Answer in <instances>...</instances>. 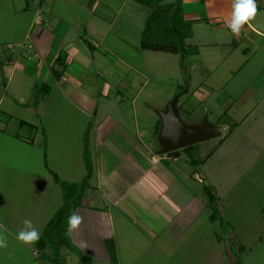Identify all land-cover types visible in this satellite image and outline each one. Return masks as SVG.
I'll return each mask as SVG.
<instances>
[{"label": "crops", "instance_id": "0c3cea01", "mask_svg": "<svg viewBox=\"0 0 264 264\" xmlns=\"http://www.w3.org/2000/svg\"><path fill=\"white\" fill-rule=\"evenodd\" d=\"M231 1L183 0V12L185 5L206 3L216 12L212 14L215 25L226 27ZM108 2L0 0V235L7 238V247L0 248V264L43 260L34 245L19 241L17 234L28 220L41 235L63 206V190L50 171L72 184L85 179V142L88 149L94 143L95 153L91 156L89 152L94 173L75 211L81 223L69 232L80 253L63 247L66 264H83L82 256L91 264H112L109 240L115 244L118 264H234L237 260L264 264V93L255 100L254 92L264 89V84L257 86L253 81L247 86L248 106L253 107L242 124L251 121V128L244 161L232 163L242 168L240 172L220 179L217 171L209 173L205 168L224 221L221 225L208 204L204 190L208 185L192 171L191 164L184 163L182 156L156 155L161 145L145 140L150 129L140 123L153 117L149 107L140 112L137 98L131 100L135 133L114 114L97 109L93 115L91 92L84 88V76L90 71L89 49L94 60H101L94 56L95 50L114 54L107 37L111 33L118 36L115 27L120 25L123 7L134 1L121 0L118 13L109 20L103 12L97 15L100 7L108 8ZM256 4L264 13V0ZM184 17L193 22L190 39H195L203 24L201 16L188 19L184 13ZM257 20L252 18L239 34L232 33L233 40L240 42L234 52L244 46L245 59L238 56L239 65L249 72L254 70L249 68L252 55H264V43L258 42L264 40V32ZM83 30L93 36V42L87 40L90 47ZM201 44L212 46L200 41L195 45L199 51ZM29 45L33 46L30 53ZM61 54L67 56L65 67L57 65ZM114 70L106 72L116 76ZM257 72L264 74V68ZM103 91L111 98L115 88L106 83ZM19 106H24L22 116ZM63 106L69 110L67 124L50 123L51 116L61 115ZM22 121L27 125L22 127ZM151 124L154 137L157 121Z\"/></svg>", "mask_w": 264, "mask_h": 264}, {"label": "rangeland", "instance_id": "374dc122", "mask_svg": "<svg viewBox=\"0 0 264 264\" xmlns=\"http://www.w3.org/2000/svg\"><path fill=\"white\" fill-rule=\"evenodd\" d=\"M120 1L109 0L106 4L108 8L100 7L97 10V15H101L103 12L108 20L112 19L118 13ZM173 1L167 0L168 3ZM212 1L209 0V3ZM231 2L233 3V1ZM209 10L207 4H202V2L185 5L186 17L189 19L193 18V15L194 17L200 15L202 19L200 23H203L197 28L195 39L187 40V45H200V41H202V43L212 46L203 47L201 44L200 51L198 50L200 55L184 57L181 54L144 50L142 48L143 33L151 10L149 7L135 2L125 4L118 21L120 25L115 27L118 36L111 33L106 40L113 48L114 54H108L103 49L95 50L94 56L100 57L99 61L97 58L91 59L93 57L89 49L90 58L86 59L90 71L87 76H84V88L91 92L95 117L97 109L114 114L117 120H121L129 128L134 129V133V112L131 100L137 98L140 112L149 107L151 110H148L154 115L153 117L150 115L144 122L141 121L140 126L150 129L145 140L152 139V144L155 146H160V139L156 135L153 137L151 129L153 124L151 123L159 120L160 114L167 110L170 102L177 95H181L177 108L181 121L188 128L198 127L204 120H207L210 124L218 127L216 132L221 133L217 138L197 144L194 158L204 161V163L197 167L191 165L192 171L205 180L203 181L204 185L211 186V180L207 179L206 170L209 173L212 170L217 171V176L220 179H227L228 175L231 176L233 172L239 173L242 169L235 165L232 166V163L243 162L245 158V144L249 137L248 130L251 128L249 123L251 121L242 124V119L253 107L248 106L250 95L247 86L253 81L257 82V86L264 84V74L257 72L261 67L264 68V55L261 53L252 55L253 62L249 64L252 67L249 68L254 69V72L251 70L249 72L247 67L242 68L239 65L242 60H239L238 56L240 59H245L242 55L244 46L239 44L242 49L234 52L236 44L240 42L233 40L234 35L229 28L215 25V18L212 14L216 12L212 9ZM137 11L139 12L137 13ZM230 11L232 10L230 9ZM260 12L261 10L257 9L255 19L262 23L257 26L264 32V13ZM59 28L62 30L63 26ZM82 35L86 42L87 40L93 42L91 34H86L83 30ZM202 35H208V38L202 39ZM75 38L78 39V37ZM94 38L99 41V38ZM258 42L262 44L264 40L259 39ZM241 44L243 43L241 42ZM2 50H7V47ZM30 58L31 56H28L27 59ZM111 68L115 69L116 76L106 72ZM191 78L193 82H191ZM106 83L115 88L111 98H107L106 92L103 91ZM117 91H120L121 95H116ZM254 92H257L255 97L257 100L264 93V89H257ZM194 93H196V98L193 96ZM113 97L117 98V101ZM123 100L127 104L124 105ZM28 107H30L29 104ZM63 107V111H59L61 115L57 114L59 116L56 118L50 117V123L56 124L58 121L56 125L67 124L66 115L69 114V110L68 107ZM19 108L18 114L22 116L24 106H19ZM230 108L231 111H229ZM225 112H227V116H225ZM219 120L220 124L217 123ZM237 123L240 127L234 128L233 125ZM22 134L28 136L27 130H23ZM88 151L93 156L95 153L94 143ZM182 154L184 163L189 162L188 157L184 153ZM61 259L60 264H66L63 257ZM40 263L52 264L38 258L34 259L32 264Z\"/></svg>", "mask_w": 264, "mask_h": 264}, {"label": "trees", "instance_id": "16d2710c", "mask_svg": "<svg viewBox=\"0 0 264 264\" xmlns=\"http://www.w3.org/2000/svg\"><path fill=\"white\" fill-rule=\"evenodd\" d=\"M138 4L147 6L151 10L148 20L146 21L142 48L153 52H165L172 54H181L184 57L197 55L198 48L196 46L187 45L186 41L193 36V22L186 20L183 12V0H174L168 3L167 0H132ZM86 42V41H85ZM87 43V42H86ZM88 44V43H87ZM90 47V45L88 44ZM66 54H61L57 58V65L66 66ZM54 75L59 78L60 73L55 70ZM227 112H225V116ZM227 118V117H226ZM218 124L221 123L219 120ZM27 125L22 121L21 126ZM32 126V125H31ZM215 126V125H214ZM234 128L237 124L233 125ZM92 127H89V130ZM162 129V119L157 120L155 135L160 137ZM88 133V131H87ZM44 138L46 135L44 133ZM197 145L184 148L172 153H168L169 157H181L184 153L189 160V163L197 167L204 163V161L196 160L194 158ZM84 162L86 166V177L79 184H72L61 180L54 172L50 171L54 181L59 184L63 190V206L53 216L45 227L40 239L32 243L38 252L39 257L43 258L52 264H60L61 249L67 247L76 253H80L72 244L70 234L68 231V218L75 213L77 207L81 206V200L84 191L91 186V179L93 178L94 168L93 162L90 158L88 146L85 143ZM208 199V204L212 209L213 216L219 215L221 225L224 221L218 209L217 197L213 189L209 186L204 188ZM111 263L118 264L116 247L112 240L107 242ZM83 257V264H91L89 259ZM234 264H241L240 261H235Z\"/></svg>", "mask_w": 264, "mask_h": 264}, {"label": "water", "instance_id": "95a60500", "mask_svg": "<svg viewBox=\"0 0 264 264\" xmlns=\"http://www.w3.org/2000/svg\"><path fill=\"white\" fill-rule=\"evenodd\" d=\"M180 97L181 95H177L170 102L167 111L160 114L162 129L159 137L161 149L156 151L158 156L195 146L221 135L207 120L198 127L188 128L179 116L177 106Z\"/></svg>", "mask_w": 264, "mask_h": 264}, {"label": "clouds", "instance_id": "9594fccd", "mask_svg": "<svg viewBox=\"0 0 264 264\" xmlns=\"http://www.w3.org/2000/svg\"><path fill=\"white\" fill-rule=\"evenodd\" d=\"M257 4L256 0H233L230 22L226 23V27L232 33L239 34L245 24L256 16ZM26 228L17 234V239L26 244H32L40 239L38 231L33 228L31 221H24ZM81 223V217L73 213L68 218V231L72 232ZM7 247V238L0 235V248Z\"/></svg>", "mask_w": 264, "mask_h": 264}, {"label": "built area", "instance_id": "2783aa9c", "mask_svg": "<svg viewBox=\"0 0 264 264\" xmlns=\"http://www.w3.org/2000/svg\"><path fill=\"white\" fill-rule=\"evenodd\" d=\"M32 48H33V46H31V45L28 46V49H29L28 53H30V52L32 51ZM30 50H31V51H30ZM6 64H7V66H8V65H9V62L6 63Z\"/></svg>", "mask_w": 264, "mask_h": 264}]
</instances>
